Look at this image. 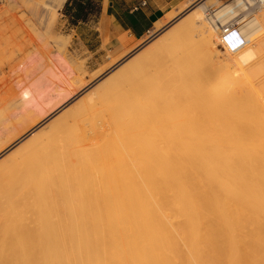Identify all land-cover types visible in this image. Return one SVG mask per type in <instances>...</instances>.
<instances>
[{
    "label": "bare ground",
    "instance_id": "bare-ground-1",
    "mask_svg": "<svg viewBox=\"0 0 264 264\" xmlns=\"http://www.w3.org/2000/svg\"><path fill=\"white\" fill-rule=\"evenodd\" d=\"M65 1L50 2L56 8ZM213 3L218 8L206 14ZM245 7L241 0H199L162 35L120 52L105 77L82 89L102 92L97 109L80 107L66 116L71 101L51 109L40 86L21 89L23 107H35L41 119L0 147V159L24 151L20 162L0 160V210L31 183L37 220L4 230L0 264H264V6L250 18L242 14ZM10 21L6 14L2 22ZM228 24L246 43L259 33L233 57L222 43ZM187 36L200 43L207 63L214 59L218 75L193 84L199 70H190L185 78L192 85L181 76L185 87L173 86V73H164L170 62L184 63L174 48ZM151 62L164 70L152 73L166 83L157 76L155 83L151 69V82L143 71L141 84L138 77L129 83ZM53 73L50 66L47 74ZM114 81L117 86L107 91ZM120 83L125 86L116 88ZM47 127L56 137L38 141ZM36 147L45 163L27 154Z\"/></svg>",
    "mask_w": 264,
    "mask_h": 264
},
{
    "label": "rangeland",
    "instance_id": "rangeland-1",
    "mask_svg": "<svg viewBox=\"0 0 264 264\" xmlns=\"http://www.w3.org/2000/svg\"><path fill=\"white\" fill-rule=\"evenodd\" d=\"M42 1L43 0H8V2H6L5 0H0V27L4 28L5 26V29L7 28L6 31L5 29H2L3 31L0 32V147L1 146L3 147L5 144H7V142L13 136H17L18 133H21L23 128L27 127L31 121L37 118L39 120L41 119L40 116H39L40 118L37 116L38 114L35 107H29V108L23 107L22 102L20 101V98L18 96L21 92V89H23L26 86H30L31 84L40 86L41 87L40 90L42 92V99L45 101L46 100L51 101L50 105L48 106L51 109L56 104H62L66 102V105H68V102L71 101L72 104L69 105L71 107H69L66 116H70L76 113L77 110H78L77 111L78 114L80 107H89L91 105L97 109L99 108V106H101L98 105V102L99 99L103 100L102 98L103 94L102 95L99 94L100 91L93 92L92 91L93 87L85 91H82V89L85 86H87L86 87L87 89L88 86L94 85L97 82V78L99 76L101 77L102 75V77H105L106 75H104V73L106 74L107 71H109L114 64L119 62L121 56L122 55L124 56L127 53V51H130L131 48H132L131 50L135 51L136 49H138V46H140V44H142L141 46H143L144 44H146V42H149L150 40L154 39V37L156 38L162 35L168 28H170V26L176 23L177 18H179L182 14L188 11L189 8L193 7L196 4L195 3L188 9L181 11L179 14L175 15L174 19L170 21L168 24L163 25L159 29H156L155 27V31H152V33L144 40L138 42L128 41V43L125 44L123 43V41H125V39L123 40V38L125 37H120L116 40H108L103 38L100 30V17H99L100 4L97 2V0H94V4L95 6H97V9L94 10L93 12H90L87 21L83 23L81 22L70 23L66 15V12H64L65 2L61 7H56L57 8L56 9L53 3L50 2L51 0L49 2H47L48 0H44L43 1L44 4H42ZM218 4L216 3L210 4L206 8L207 10L206 14L210 15L214 10H216V8H218ZM51 6L53 7L52 9H50ZM32 7H36L37 9ZM46 7L47 9L48 8L49 9L48 10L45 9ZM31 8L33 9L34 12L33 11L31 12ZM39 10L40 11L43 10V11L39 12ZM29 12H31V14ZM36 12L39 15L35 14ZM47 12L49 14L50 12H52L50 14L51 18ZM46 13L48 14V17L50 19L47 16H45ZM6 14H8L11 17V21L8 26H6L5 22H2ZM258 14H260L259 10L254 14L244 15V16L250 18L254 16L257 17ZM29 15H31V17L33 16L34 18L33 17L31 18ZM53 15L55 16L53 17ZM35 16L36 17L38 16L39 18L41 17L40 19L42 20H40L38 17L36 18ZM34 19L37 20V22ZM38 20H40L41 22H39ZM45 20H48L46 22V24L49 25L46 27L47 29H45L46 24L43 25ZM50 21L53 23H49ZM41 24L44 27H42ZM205 24L207 23L205 22ZM36 25L39 27H37ZM48 27L50 28L48 29ZM35 28H38V30ZM33 29H35V31ZM36 32L38 33L36 34ZM214 34H215L214 36L218 40V42L216 41L217 46L215 47L214 50L220 52L218 54L220 56L224 53L222 44L219 41L220 31L217 30L216 33ZM258 34L254 37L253 40L248 41V43L246 42L243 43L245 45H250L253 41L257 40ZM6 40L7 42H5ZM5 43L6 45L8 43V45L5 46ZM124 47L126 48V50ZM174 50L177 53L183 54L182 56H180L182 58V62H184L182 65L179 64L177 65L178 67H176V65L173 67V64H171L170 62L169 67H171L172 65L171 67L172 69H171L167 66L169 65V62L167 65L165 63L163 66L164 67L166 66L171 70L169 71V69H166L165 67L166 73H164V70L160 68V65H158V63L153 62L154 64H156L157 67L159 66L158 68H153L154 66L152 67V65L154 64L151 62L152 63L151 65L148 64L146 66H143L140 73H138V76H134L136 78L133 77V80H131L132 77H130V80L132 82L129 81V83L135 82L134 84H136L137 77L138 79H140L141 77L139 75H141L143 71H145L144 73L145 76L143 74L141 76L146 77L147 74L146 70L148 71L149 69H151V72L148 73L152 74L153 76L159 73L160 70L163 71V72L161 71L162 75L163 73L169 75L168 78H170V76L172 75L170 80L173 79L174 81V79H176L177 82L171 81V83L172 84L175 83L173 84V86L177 85L178 87L179 84L177 83L179 82L178 80L181 78V76L184 77L183 82L185 84H188L186 82H188L189 80H186L185 75L188 74L190 70L196 71L197 73H198L197 70H199L198 74L195 73L196 77L194 80L197 82L193 81L194 82L193 84L198 83V80L199 83H202L205 78H214L218 75L215 73L216 70L215 67L217 66V64L215 63L214 59L212 58L213 59L212 60L211 57L209 59L212 61V63H215V65L214 64L212 65L213 68L212 70V68H209L212 63L209 64V61L207 63L208 60L207 57L209 56L205 57L206 55L205 52H204L205 55L202 56L203 49H201L200 43L195 39V37L187 36L184 40H182V42L178 44V47L174 48ZM214 50L213 52H215ZM123 51L125 54L123 53ZM238 51L239 49L231 52L228 49V51L226 52H229L230 54L228 55L230 57H233L236 55ZM120 52H122L121 56H120ZM118 54L120 58L118 57L116 59L115 56L117 57ZM29 57L31 60H29ZM113 58L116 59V62L115 60H112ZM39 59L42 62V63L40 62V64H38V62L40 61ZM30 61H33L32 62L33 64H31ZM183 65L187 67L185 68L184 71L181 69ZM50 66L51 69L54 70V73L49 75L47 73L48 70L50 69ZM179 66H181L180 67L181 70L178 69ZM46 68L49 69L45 71ZM43 69L45 73L41 71ZM153 69H156L154 70L155 74L152 73ZM230 70L232 71L233 68L230 67ZM177 72H179L180 76L176 74ZM43 73L44 75H41ZM170 73L173 74L170 75ZM200 73L202 74L201 77L198 76L200 75ZM149 74H147V76H149L151 79L149 77H146L149 79L144 78V80L146 79V81L149 80V82H151L152 77ZM174 74L177 76L176 78H174L175 77ZM42 76L43 78L40 79L39 77ZM156 76H154L153 78L157 79ZM158 76L162 77L161 73L160 75L158 74ZM164 76L165 78L167 77L166 75ZM202 77L204 79H202ZM37 78L38 80H36ZM161 79L162 82L166 83L165 79L159 78V80ZM116 81H118V79H116ZM120 81L121 79L119 78V82ZM138 81H140L138 83L141 84L143 78ZM157 81L158 79L155 80V83H157ZM159 82L160 81H158V83ZM181 82L179 83L183 85L184 83ZM116 83L115 85L113 83L108 84L107 86L109 89L107 88L108 89L107 91L109 90L112 91L113 86H117ZM189 83H191L189 85H192V81H189ZM252 84L253 85L258 84L257 80H253ZM119 85L120 86L116 88L119 87L122 88V86H125V84L123 85L122 83H120ZM123 89L127 90V88H123ZM100 102L101 104L103 103L101 100ZM56 133L57 132L54 130L53 127H47L44 129L41 136H39V139L37 140L38 141L47 140L48 143H51L54 137H56L57 135ZM30 153L35 154L38 157L41 156L40 161L44 162L42 160L43 152L40 147L30 148L29 150L27 149V154ZM23 155H24V151H20L13 155H11L10 152V155L7 154L5 156H9L8 163L10 164L13 162H20L19 160L24 158ZM5 156L3 158H6ZM24 173L22 172L19 177L24 176L23 175ZM27 179L28 177L22 179L21 181H26ZM25 186L27 189H29V191L25 188L24 189L25 191L20 193L21 196L22 195L25 196L21 197L15 195L5 200L6 202V204H4L5 208L0 210V238L4 234L5 232L4 230H6L8 226L12 223H18V224H21L23 222L27 223L34 218H36L37 220V203L34 200V198L30 196L33 190L32 184L30 183Z\"/></svg>",
    "mask_w": 264,
    "mask_h": 264
},
{
    "label": "crops",
    "instance_id": "crops-1",
    "mask_svg": "<svg viewBox=\"0 0 264 264\" xmlns=\"http://www.w3.org/2000/svg\"><path fill=\"white\" fill-rule=\"evenodd\" d=\"M199 0H101L100 30L103 38L138 42L155 31L168 14H179Z\"/></svg>",
    "mask_w": 264,
    "mask_h": 264
},
{
    "label": "built area",
    "instance_id": "built-area-1",
    "mask_svg": "<svg viewBox=\"0 0 264 264\" xmlns=\"http://www.w3.org/2000/svg\"><path fill=\"white\" fill-rule=\"evenodd\" d=\"M246 4L245 10L242 12L244 15H250L258 12L260 8L264 6V0H241ZM235 24H228L223 28L224 36L222 38V43L226 46L231 52L241 48L244 43L240 38L239 33L236 30Z\"/></svg>",
    "mask_w": 264,
    "mask_h": 264
},
{
    "label": "trees",
    "instance_id": "trees-1",
    "mask_svg": "<svg viewBox=\"0 0 264 264\" xmlns=\"http://www.w3.org/2000/svg\"><path fill=\"white\" fill-rule=\"evenodd\" d=\"M100 1L97 0L99 4ZM96 9L94 0H66L64 3V12H66L70 23L86 22L90 12Z\"/></svg>",
    "mask_w": 264,
    "mask_h": 264
}]
</instances>
